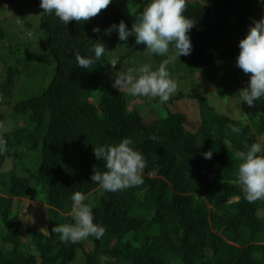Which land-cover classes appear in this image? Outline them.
<instances>
[{
	"label": "trees",
	"instance_id": "16d2710c",
	"mask_svg": "<svg viewBox=\"0 0 264 264\" xmlns=\"http://www.w3.org/2000/svg\"><path fill=\"white\" fill-rule=\"evenodd\" d=\"M133 1L135 15L150 2ZM256 3L186 0L185 15L196 21L189 33L193 51L169 66L190 70L178 82L187 86L184 81L190 80L193 92L181 89L168 103L176 108L181 100H194L191 123V112L169 109L158 98L161 115L148 122L139 106L129 105L130 93L112 87L109 78L124 59L117 54V65L110 67L107 56L118 49L139 48L146 62L158 66L167 58L149 53L134 36L120 41L115 31L105 35L121 20L130 28L116 5L89 21L64 24L54 13H43L40 0H0V15L19 7L21 14L25 6L41 12L34 31L44 39L45 50L34 58L25 38L30 49L20 57L25 43L8 41L7 31H0V135L7 140V150L0 153V264H264V199L248 201L238 182L239 152L257 142L256 135L264 136V97L249 107L239 94L245 115L239 119L221 111V105L216 109L220 101L212 102L202 90L208 83L215 85V94L219 87L229 95L242 89L236 58L240 40L264 17ZM96 27L99 33L93 32ZM97 40L106 44L103 56L93 69L78 68L76 53L94 56ZM50 62L48 87L23 95L24 76L46 73ZM123 138H131L145 157L144 183L117 192L100 190L91 180L93 169H107L94 147ZM208 151L211 159L204 158ZM76 191L91 194L86 203L93 205L94 222L106 229L101 238L64 242L52 231L74 222L67 213ZM28 198L27 211L15 212V204ZM29 214L34 228L26 234L21 218Z\"/></svg>",
	"mask_w": 264,
	"mask_h": 264
},
{
	"label": "clouds",
	"instance_id": "9594fccd",
	"mask_svg": "<svg viewBox=\"0 0 264 264\" xmlns=\"http://www.w3.org/2000/svg\"><path fill=\"white\" fill-rule=\"evenodd\" d=\"M261 2L264 3V0ZM111 3L112 0H40V8L44 10L43 13H54L64 24H68L72 20L89 21ZM185 11L186 0H150L143 11L136 15L131 28L121 20L105 30V35L117 32L120 41L134 36L136 44L145 45L149 53L167 57L155 70L149 64L142 65L138 77L133 75V69L119 71L112 87L126 89L133 96L158 98L161 103L170 99L177 91L178 82L171 77L167 66L179 60L180 56L191 55L193 51L189 33L196 21L187 17ZM93 32L99 33L100 28H93ZM106 49V44L97 40L91 49L94 56L76 53L78 68L93 69ZM239 49L237 67L246 74H252L247 87L239 93L242 102L252 107L264 97V17L255 20L249 27L245 38L239 42ZM112 65L115 66L116 62ZM232 131L239 134L241 129L232 126ZM132 145L131 138H123L118 144L94 147V156L102 159L107 169H93L91 180L98 184L100 190L117 192L144 183L146 160L143 153ZM6 150L7 140L0 135V153ZM203 155L205 159H211L213 152L208 151ZM238 155L242 161L238 169V182L245 189L246 199L250 202L264 199V139L252 143L246 152L241 151ZM90 195L81 191L72 194L71 211L67 214L74 218V222L59 224L52 229L60 234L61 241L75 243L89 236L99 239L104 235L106 229L94 222L93 205L86 203Z\"/></svg>",
	"mask_w": 264,
	"mask_h": 264
},
{
	"label": "rangeland",
	"instance_id": "374dc122",
	"mask_svg": "<svg viewBox=\"0 0 264 264\" xmlns=\"http://www.w3.org/2000/svg\"><path fill=\"white\" fill-rule=\"evenodd\" d=\"M116 5L126 16L130 28L132 27V25L135 23L136 21V5L134 3L133 0H112V3ZM21 8V7H19ZM17 8V9H19ZM15 9L13 12L12 11H5V15H0V31H7V40L10 41H15L17 42L18 39H20V41L23 39H27L31 41V51H29L30 54H32L34 56V58H40L42 56L45 55V50L41 47V45L44 43V39L42 38H37L36 36L38 35L37 32L34 31V29L38 28L39 26V21L41 18V12L39 10L30 8L28 6H25L21 9L22 13L18 14L16 12ZM256 12L259 14H263L264 15V3L261 2V0H257L256 3ZM16 15V18L13 16V14ZM18 16H21V18H19ZM3 17H6L5 20H3ZM2 19V20H1ZM28 21L27 24H25ZM30 24L31 28L28 29L26 26ZM2 42V41H1ZM0 42V43H1ZM23 43H25V47L21 50V54L19 55L20 57L23 55H26V49H30L27 44L26 41ZM126 48H120L116 51V53H114V56H107V59L109 61V66L110 67H115L113 66V62L115 60V57L117 54L120 53V55L122 56V58L124 59V64L123 65H119L118 69L121 68L119 71L120 72H126L128 70V67L132 66V69L137 71L134 72L135 76H139L141 73L139 72V68L144 65V64H149L152 66L153 70L158 69V65H153L151 60L146 62L147 59H149L146 56V53H142L141 50H139V48L133 47L131 50H125ZM110 58V60H109ZM136 59H139L138 61H136ZM116 62V61H115ZM129 62V63H128ZM145 62V63H144ZM172 63H175L172 62ZM50 65H46V66H50L47 67L45 69H43V71H46V73H43L42 71H40L39 73H36L35 76L33 78H29L27 76L26 80L27 85L23 88V95H25V93H29V94H33V95H38L42 92L43 89H46L50 83V79L51 76L53 74V67L54 65L52 64V62L49 63ZM168 71L171 74V77L176 80L178 82L181 75H183V77H186L187 75L190 74V70L189 69H185L184 68H177L174 65H168L167 67ZM119 71H117L116 73H118ZM112 73V72H111ZM110 73V75H111ZM109 75V76H110ZM252 74L251 73H244L242 74V77L240 78V82L242 84V89L247 87L248 82L250 80V76ZM107 76V77H109ZM112 76V77H111ZM110 76V80L115 79V74L113 73ZM182 77V78H183ZM194 77H197V74L194 73ZM184 82H187V86H182L179 82H178V88L177 91L171 95V97H173L174 95H176L179 90L183 89V90H188L189 92H193V86L190 83V80H185ZM23 83V82H22ZM21 83V84H22ZM207 86V87H206ZM206 86L203 87V94H206V91L208 92L209 98H211L212 102L215 101H220L219 106H216V109H218L220 107V105L222 106L221 111L225 112V114H228L234 118H239V119H245V115L242 113L241 108L239 107L240 105V100H238L239 98V94L237 93L234 89L232 91V93H234L233 95H229L227 93V89L223 88V87H219L217 88L218 93H213L215 90V85L213 83H208ZM241 89V90H242ZM124 92H128L126 89H122ZM239 90V92L241 91ZM129 93V92H128ZM200 94V95H203ZM223 96V98L225 99V102L222 101V98L220 97ZM131 99L129 100V105H137L139 106L138 111L140 114L143 115V117L146 120L150 121H154L156 118L160 117L161 115V109L158 106V104H156L154 102V98L151 97H144V96H133L131 95ZM170 97V98H171ZM240 99V98H239ZM13 102L15 101V99H12ZM163 105H168L169 109H172L174 111H187V112H191L188 117H189V121L191 123H193L192 119L194 116H192L194 114V112H197V103L194 100L191 99H185V100H181L180 101V105L181 106H176L173 107L171 105H169L168 101L162 103ZM175 106V105H174ZM10 108V107H7ZM183 109V110H182ZM190 110V111H188ZM17 125H22V124H17ZM257 137V141L260 139H264V136H258ZM234 201V200H233ZM30 199H23L21 203H17L15 204V212H20V214H22L23 211H27V206L30 203ZM33 216L31 214L27 215H23L21 220H22V225L24 228V232H26V234L28 233L29 230L34 228L33 225ZM24 239H26V235L24 236ZM77 263L80 264L79 260H76Z\"/></svg>",
	"mask_w": 264,
	"mask_h": 264
}]
</instances>
